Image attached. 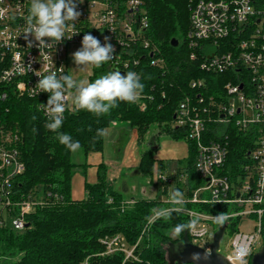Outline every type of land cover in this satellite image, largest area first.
<instances>
[{
    "label": "trees",
    "instance_id": "1",
    "mask_svg": "<svg viewBox=\"0 0 264 264\" xmlns=\"http://www.w3.org/2000/svg\"><path fill=\"white\" fill-rule=\"evenodd\" d=\"M199 1L147 0L149 27L146 38L165 60V67L150 66L149 54L144 52V61L134 70L146 85L143 94L146 98L136 104L120 103L118 108L102 117L85 110L73 111L66 114L60 130L78 140L82 153L87 157L104 149L105 136L94 142L97 129L107 130L115 123L131 126L137 131L138 145L142 148L140 171L148 176H153L155 171V150L145 148L144 144L154 127L157 130L153 136L156 140L165 135L175 141H184L188 146L187 158L175 163L176 175H166V179L175 184L173 189L181 190L184 198L190 196L202 180L195 168L196 146L189 140L186 131L173 127L175 112L179 103L191 92L216 96L228 82L225 75L200 72L197 64L190 60L191 51L187 42L190 15L194 4ZM259 4L264 8V0H259ZM173 39L179 41L178 47L171 45ZM110 71L113 69L108 64L101 68L92 67L89 81ZM198 80L205 81V84L192 90L191 83ZM9 93L8 99L0 103V122L7 131L21 137L18 149L25 172L18 178L16 188L26 195L32 194L37 200H44L47 205L36 209L30 216L29 227L23 231L0 225V264H169L168 248L171 244L182 243L185 236L192 242L187 232L179 237L171 235V229L176 224L189 220L182 212L173 213L168 220H157L145 229L146 217L152 209L171 205L158 199H147L139 200L130 207L125 206L123 195L113 187L103 164L98 167L97 182L86 183V198L74 201L72 181L80 165L73 162V153L55 139V133L45 128L47 118L37 110L39 99ZM33 116L37 119L33 120ZM255 135L235 125L229 129L225 141L228 158L224 173L234 183L242 175L249 153L255 149ZM165 165L170 167L172 164L159 163L158 173L163 177ZM181 175L187 177L185 183L181 182ZM167 186L168 183L166 189ZM184 208L207 215L232 210L225 204L185 203ZM262 222L264 244V219ZM240 223V218L229 220L226 223L228 232H237ZM224 225L215 223L214 230H220ZM115 236L123 237L128 248L135 247L133 257L126 258L124 252L107 254L102 240Z\"/></svg>",
    "mask_w": 264,
    "mask_h": 264
},
{
    "label": "built area",
    "instance_id": "2",
    "mask_svg": "<svg viewBox=\"0 0 264 264\" xmlns=\"http://www.w3.org/2000/svg\"><path fill=\"white\" fill-rule=\"evenodd\" d=\"M76 2L80 16L74 30L78 33L40 50L33 37L26 40L23 34L29 0H0V103L8 99L9 92H15L46 104L48 93L35 94L39 80L36 73L43 75L51 68L60 74L59 68L63 67V74H69V49L81 45L87 33L102 44L107 37V42L113 45L114 59L107 63L113 71H135L144 61L146 52L150 66L165 67V60L146 38L149 27L147 0ZM190 22L187 37L190 60L197 64L200 72L225 75L228 82L216 96L191 92L175 112L173 127L186 131L196 146L195 168L202 180V184L184 199L189 204L231 206L229 220L240 218L241 223L238 231L231 234L229 248L232 254L234 247L248 244L250 264L257 247L263 244V219L257 215V210L264 208V183H261L264 178V8L259 0H201L194 4ZM65 35L71 36L72 31ZM204 82H192V90L202 87ZM145 98L142 96L139 101ZM71 112L69 101L64 117ZM232 125L256 134L255 149L249 153L237 183L224 173L228 158L225 141ZM20 142L21 137L7 131L0 122V225L16 231L27 229L30 216L38 207L47 205L44 200H37L32 194L26 195L16 188L18 178L25 172L18 149ZM186 180L187 177L181 182ZM168 184L171 186L173 182L168 181ZM184 209L182 213L189 219L193 213L200 214L197 231L189 235L194 245L209 251L215 234L211 227L215 215ZM244 219L255 221L252 232L240 231ZM226 223L222 226L224 234ZM102 243L107 254L124 252L126 258L133 257L135 247L128 248L121 236L106 237ZM231 254L226 256L229 261Z\"/></svg>",
    "mask_w": 264,
    "mask_h": 264
},
{
    "label": "clouds",
    "instance_id": "3",
    "mask_svg": "<svg viewBox=\"0 0 264 264\" xmlns=\"http://www.w3.org/2000/svg\"><path fill=\"white\" fill-rule=\"evenodd\" d=\"M80 12L77 11L76 0H29L27 15L25 16V27L23 34L27 40L33 37L40 50L52 47L63 39H71L77 34L75 22ZM72 31V35L66 37V32ZM51 41L48 43L47 41ZM105 43L90 33L83 35L81 47L72 53V59L79 70L89 67L101 68L114 59V47L111 43ZM31 41L29 46L31 47ZM59 73L51 68L46 74L37 72L39 80L34 88L35 94L39 92L48 93L46 104L40 103L38 111H43L47 117L45 128L55 133V139L69 152L76 153L82 146L78 140H74L71 134L60 131L64 123V114L68 110L69 101L73 111L85 110L97 117L109 115L111 111L119 107L120 103L136 104L142 98L145 90V83L141 75L135 71H127L122 74L115 70L104 73L94 81L87 79H76L72 74H63L64 68H59ZM33 120L37 117L33 116ZM107 135V130L100 128L96 131V139ZM160 177L159 179H166ZM261 183H264L262 178ZM219 202V201H217ZM167 203L169 207H159L151 210L146 217L145 229H148L157 220L171 219L173 213L184 211V193L179 189H172L168 194ZM257 215L264 219V208L257 210ZM200 214L193 213L191 218L182 223L176 224L171 229L173 237H179L183 233H195L199 222ZM231 215L227 212H219L212 217L214 223L223 225ZM209 253L205 254L207 259ZM251 248L248 244H241L234 247L229 264H248V256ZM193 260H200L198 253L194 254Z\"/></svg>",
    "mask_w": 264,
    "mask_h": 264
},
{
    "label": "crops",
    "instance_id": "4",
    "mask_svg": "<svg viewBox=\"0 0 264 264\" xmlns=\"http://www.w3.org/2000/svg\"><path fill=\"white\" fill-rule=\"evenodd\" d=\"M113 135L115 137H112ZM111 138L114 139L111 140ZM104 141L105 144L102 152L92 153L85 157L84 164H78L80 165V167L77 168L72 181V199L74 201H81L86 198L85 185L86 183L94 184L97 182L98 167L101 164L106 166L109 179L113 182V187L117 191H119L124 198H133V195L131 193L133 186L131 184V181L129 180L131 176H140L138 168L140 166L141 147L138 145L137 131L129 125H125L123 127L113 126L107 129V135L105 136ZM128 141L130 142V144L131 142H135L140 148L138 157L133 146L130 148L129 144L127 148L126 144L128 143ZM144 147L154 148L155 150L154 158L156 160V165L154 173H158L160 162H163L165 164L171 163V167L175 165L176 162L182 161L188 156V146L186 144V155L182 159H177L176 157H174L175 155L172 153V151L167 152V157H165L167 159L158 158V153L161 152V149L160 147H158L156 138L154 139V137L152 136L151 138L148 137ZM165 166V171H168L170 167L167 165ZM88 175L90 176V179L88 178ZM180 179H182L181 176ZM153 197L147 199H154Z\"/></svg>",
    "mask_w": 264,
    "mask_h": 264
},
{
    "label": "rangeland",
    "instance_id": "5",
    "mask_svg": "<svg viewBox=\"0 0 264 264\" xmlns=\"http://www.w3.org/2000/svg\"><path fill=\"white\" fill-rule=\"evenodd\" d=\"M81 47V45H75L70 47L69 49V63H70V67H69V74H72L76 79H87L89 80V77L91 75L92 72V67L83 69V70H79L78 66L75 65L73 59H72V53L75 52L76 50H78ZM127 124H119V123H115L113 124L111 127H123ZM134 133V132H133ZM157 130L154 127L150 133L147 135V139L148 137L151 138V136L153 137L154 135H156ZM112 137H115L114 135ZM114 138H111V140H113ZM158 139V138H157ZM131 141V140H130ZM158 143V147H160V151L158 153V158L160 159H167L165 157H167V152L168 151H172V153L175 155L174 157H176L177 159H182L183 157H185L186 155V143L184 141H175L172 140L170 138H168L167 136H160L159 139L157 140ZM130 142L128 141V143L126 144L127 148L129 146ZM145 145V144H144ZM135 148L136 151V155L138 157L139 155V151L140 148L137 146V144L135 142H131L130 144V148L131 147ZM143 147V146H142ZM142 149V148H141ZM85 156L82 153V151H78L76 153L72 154V160L74 163L76 164H84L85 163ZM137 170V169H134ZM138 171L140 172V176L135 177V176H131L130 180L131 184L133 186V189L131 191L133 198L129 199V198H124V205L125 206H132L133 204H135L137 201L139 200H147V198H151L153 196L154 199H158L161 200L164 204H168V193L170 190L173 189V187H175V184H172L171 186H167L166 189V184L168 183L167 179H159L161 176L159 173H154L153 176H148L143 174L140 171V168H138ZM172 174V175H176L177 173V169H176V165H173L170 167V169L168 171H165L164 177H166L167 174ZM80 174V173H79ZM186 176L181 175L180 179L185 180ZM88 178L90 179V176L88 175ZM111 181V180H110ZM112 182V181H111ZM113 183V182H112ZM183 183V182H182ZM185 183V181H184ZM170 184V183H169ZM156 192V193H155ZM155 193V194H154ZM154 194V195H153ZM214 224L212 223V229L214 230ZM255 225V221L252 219H244L243 223L240 227V231L244 232V233H248V232H252L253 226ZM219 230V229H218ZM218 230L215 231L218 232ZM214 234L212 235L213 238ZM231 234L228 232V230L226 231V233L224 234L222 241L220 243V253L227 256L229 254H231V250L229 248V243L231 241ZM260 247H257L256 252H258L260 250Z\"/></svg>",
    "mask_w": 264,
    "mask_h": 264
},
{
    "label": "water",
    "instance_id": "6",
    "mask_svg": "<svg viewBox=\"0 0 264 264\" xmlns=\"http://www.w3.org/2000/svg\"><path fill=\"white\" fill-rule=\"evenodd\" d=\"M173 47L179 46V41L173 39L171 41ZM125 74V73H122ZM224 229H220L213 236L210 250L206 251L203 248L194 245L189 238L185 236L184 241L178 244H171L168 248L169 264H229L227 257L220 253V243L222 241ZM198 253L200 260H193L194 254ZM209 253L207 259H204L205 254ZM250 264H264V244L252 258Z\"/></svg>",
    "mask_w": 264,
    "mask_h": 264
}]
</instances>
